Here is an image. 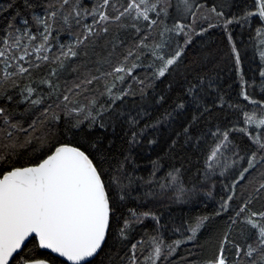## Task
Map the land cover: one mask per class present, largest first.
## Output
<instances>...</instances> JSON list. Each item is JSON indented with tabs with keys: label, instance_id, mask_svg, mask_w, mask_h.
Returning <instances> with one entry per match:
<instances>
[{
	"label": "snow or ice",
	"instance_id": "snow-or-ice-1",
	"mask_svg": "<svg viewBox=\"0 0 264 264\" xmlns=\"http://www.w3.org/2000/svg\"><path fill=\"white\" fill-rule=\"evenodd\" d=\"M0 264H264V0H0Z\"/></svg>",
	"mask_w": 264,
	"mask_h": 264
},
{
	"label": "trees",
	"instance_id": "trees-1",
	"mask_svg": "<svg viewBox=\"0 0 264 264\" xmlns=\"http://www.w3.org/2000/svg\"><path fill=\"white\" fill-rule=\"evenodd\" d=\"M236 30H237V31H239V29H238V28H237Z\"/></svg>",
	"mask_w": 264,
	"mask_h": 264
}]
</instances>
